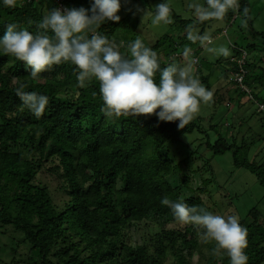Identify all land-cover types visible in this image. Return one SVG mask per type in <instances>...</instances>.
Listing matches in <instances>:
<instances>
[{"label":"trees","instance_id":"1","mask_svg":"<svg viewBox=\"0 0 264 264\" xmlns=\"http://www.w3.org/2000/svg\"><path fill=\"white\" fill-rule=\"evenodd\" d=\"M57 1L67 8H89L91 3L16 0L15 6L9 7L0 2V37L10 23L36 33L38 23L48 10L57 7ZM142 1L144 8L154 12L151 4L155 0ZM136 13L120 16L119 21H105L95 30L120 46L123 54L128 53L130 42L140 38L157 53L161 68L173 62L180 66L179 56L185 48L191 49L190 56L198 55L199 40L188 38L189 25L203 35L206 26L216 21L199 22L196 16L185 17L171 7V22L166 24L169 31L148 42L136 32ZM222 22H238V26L247 23L248 33L261 45L259 49L255 43L247 45L244 64L239 66L231 59V69L225 70L224 77L241 74L239 69H243L242 84L249 91L231 82L236 84L237 98L247 96L254 105L251 116H258L257 137L264 141V32L253 29L249 0H237V7L230 9ZM232 47L235 58L240 59L244 46ZM256 51L259 58L252 60ZM212 64L199 63L194 71L210 90V72L204 74L201 67L211 70ZM30 72L25 62L0 52V234L10 237L13 252L9 261L0 259V264H230L225 252L212 254L215 242L201 241L196 225L161 226L143 233L134 243L130 242L129 229L146 221L150 214L178 222L170 208L160 203L164 197L212 213L207 190L214 179L210 162L227 151L235 167L247 169L264 186V162L248 158L256 142L254 135L251 141L243 139L237 145L234 139L219 134L217 123H210L207 130L192 119L180 129L178 121H158L154 114L108 118L101 111L99 82L93 78L80 85L78 69L71 62L54 64L36 79ZM155 80H159L158 72ZM17 89L48 96L49 104L39 119L22 104ZM212 92L209 104L216 107L217 92ZM193 133L202 136L204 143L188 150L190 143L185 138ZM202 144L211 156L204 158L200 167L192 168L193 160L202 159ZM202 169H208L210 177L201 179V188H192L187 184L191 181L187 174ZM174 176H179L180 182L174 183ZM239 221L248 232V264H263L264 214L252 207ZM193 254L196 263L192 262Z\"/></svg>","mask_w":264,"mask_h":264},{"label":"clouds","instance_id":"2","mask_svg":"<svg viewBox=\"0 0 264 264\" xmlns=\"http://www.w3.org/2000/svg\"><path fill=\"white\" fill-rule=\"evenodd\" d=\"M0 2L12 7L16 0ZM189 7L199 22L222 21L230 9L237 7V0H205L204 4L193 3ZM120 9L121 0H91L89 8L55 7L42 17L36 33L18 28L14 23L7 24L4 35L0 37V52L30 66L33 79L54 64L71 62L78 69L80 85L93 78L99 82L103 102L101 111L108 118L154 114L158 121H178L177 127L183 129L199 112L201 103L212 99V90L193 74L191 65L194 60L187 67L173 62L161 68L157 53L145 46L140 38L130 42L128 53L123 54L120 46L97 33L96 27L103 22L120 20L117 15ZM136 12L143 13L142 22L146 19H150L153 25L171 22L168 0L156 4L154 12L139 6H136ZM187 31L190 40L212 43L209 34H195L192 25ZM207 50L224 57L229 55V49L223 45ZM190 52V48H185L182 55L189 57ZM157 72L158 82L155 80ZM16 94L37 119L45 113L49 104L47 95L20 89ZM160 203L170 208L179 223L203 229L198 236L206 242H215L213 255L223 251L230 264H248L245 252L248 232L237 215L213 214L167 197Z\"/></svg>","mask_w":264,"mask_h":264},{"label":"rangeland","instance_id":"3","mask_svg":"<svg viewBox=\"0 0 264 264\" xmlns=\"http://www.w3.org/2000/svg\"><path fill=\"white\" fill-rule=\"evenodd\" d=\"M161 0L152 1L151 7L155 8V5L160 3ZM170 7H173L176 12L185 17H195L190 4L200 3L201 0H168ZM250 3V17L252 20L253 29L257 32H264V0H249ZM136 6L144 8L142 0H121V9L117 13L119 16H124L129 12L136 10ZM150 10V9H149ZM139 23L136 32L140 34L146 41L152 42L155 35L162 34L165 31H169V27L166 24L153 25L150 19H146L142 22L143 13H136ZM248 25L238 26V22L232 25H226L222 21H212L209 23L204 34H209L212 38V43L199 44V53L194 58L179 56L180 66L187 67L191 61H195L191 65L194 74L195 67L199 63L210 62L212 64L211 70H208L204 66L202 72L207 74L210 72L209 81L211 82L212 91L217 92V99L219 103L216 107L209 104V102L201 103L199 112L194 115L193 119L202 123L205 129H209L210 123H217V131L226 139H234L237 145L241 144V141H251V136L254 135V145L249 150V160H255L258 163L264 162V141L257 137L259 131L256 122V116H251L252 111L255 109L253 104L248 102V97L237 98L236 84L232 83L236 75L234 73H228V77H224L225 70L231 69L230 61L235 58V49L232 47L234 44H238L243 47L244 54L248 52L246 47L250 43H255L256 48L259 49L261 45L254 42L252 37L247 31ZM195 34L198 30L194 31ZM223 45L229 49V55L224 57L222 55H216L209 52L207 49L218 48ZM191 54V52H190ZM248 57V56H247ZM253 59H258L259 54L257 51L252 55ZM263 64V63H262ZM264 65V64H263ZM228 72V71H227ZM230 76V77H229ZM64 85L61 84V87ZM258 89V88H257ZM255 88V90H257ZM249 91V90H248ZM260 108V106H259ZM159 111V109H157ZM210 116H213V121L210 120ZM211 138L213 133L210 132ZM203 137L198 133H193L186 136V141L190 143L188 150L194 149L201 142L204 143ZM253 140V141H254ZM173 150L175 146H172ZM199 152L202 153V159L193 160L191 164L192 168L200 167L203 164L204 158H209L211 153L204 144L199 148ZM211 169L214 173V179L208 185L207 190L211 196V209L213 214L218 215H237L240 219L247 216L249 209L256 207L264 214V186H261L255 176L247 169L242 167H235L232 162L231 152L227 151L223 155L215 156L212 158ZM188 171L185 170V173ZM184 173V175H185ZM190 176L191 181L188 182L192 188H201V179L210 177L208 169H202L199 173L187 174ZM46 181H49L52 187L55 186V182L49 179L47 176L43 177ZM174 183L180 182L179 176H174L171 179ZM186 184V185H187ZM185 194H188L187 190H184ZM57 197V196H56ZM205 196H203L204 198ZM57 199V198H56ZM161 226L164 228H181L183 224L173 221L169 216H158L156 214H150L149 218L138 224L137 227L129 229L130 242H139L143 233L149 230H158ZM200 228L196 226L195 233L198 234ZM201 241L203 238L199 237ZM11 239L7 235L0 234V259L9 261L13 252L11 251ZM21 249L19 250V253ZM197 256L193 254L192 262L196 263ZM264 264V263H263Z\"/></svg>","mask_w":264,"mask_h":264},{"label":"built area","instance_id":"4","mask_svg":"<svg viewBox=\"0 0 264 264\" xmlns=\"http://www.w3.org/2000/svg\"><path fill=\"white\" fill-rule=\"evenodd\" d=\"M57 7L61 8V9L67 8L66 5L62 1H57ZM245 57H246V53L244 54V52H243L242 57L240 59H236V61H237L239 66L244 64V58ZM239 71L241 72V74H239V73L235 74L236 77H235L234 81H236L243 89L248 91L245 88V86L242 84V78H243L244 71H243V69L241 67H240ZM259 106H260L259 109H263L262 105H259Z\"/></svg>","mask_w":264,"mask_h":264}]
</instances>
